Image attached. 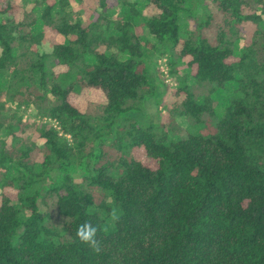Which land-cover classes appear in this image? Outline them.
Returning a JSON list of instances; mask_svg holds the SVG:
<instances>
[{
  "label": "trees",
  "instance_id": "trees-1",
  "mask_svg": "<svg viewBox=\"0 0 264 264\" xmlns=\"http://www.w3.org/2000/svg\"><path fill=\"white\" fill-rule=\"evenodd\" d=\"M88 1L85 19L72 0L22 17L0 0V177L15 187L0 264H264V0ZM159 45L176 87L154 120ZM88 89L101 99L72 101ZM205 115L209 132L186 124ZM85 221L99 254L75 235Z\"/></svg>",
  "mask_w": 264,
  "mask_h": 264
},
{
  "label": "rangeland",
  "instance_id": "rangeland-1",
  "mask_svg": "<svg viewBox=\"0 0 264 264\" xmlns=\"http://www.w3.org/2000/svg\"><path fill=\"white\" fill-rule=\"evenodd\" d=\"M16 1H18L21 6L20 11H22V9L29 11L33 7H35L38 12L41 11V8H37L35 4V0H16ZM72 3L75 9H81V7L85 9V12L84 11L82 12V15L83 17H85V19H87V16L92 17L94 14H96L92 12V5H91L92 3L88 0H85V2H82L80 0H72ZM151 9L148 8L147 12H149V10L150 12H153V9L152 10ZM22 15H23V11L19 14V17H22ZM168 56H169V52L167 51L164 52L163 45H159L156 49L149 48L145 55L146 63L150 66V77L153 82L158 84L159 87L158 92L149 99L148 106L145 110V113H147L148 115H155L154 120L159 114V112L161 113L160 115H162L163 118L166 116L167 113L166 105L169 100L174 99L171 91L172 88L176 87V81L170 72V67L167 60ZM181 67H183V65L178 67V71L181 70ZM201 90L202 92H206V90L203 88L202 89L198 88L197 92L199 93ZM101 95L102 93L96 89L83 90L81 93L74 95L72 97V101L79 104L82 107H85L88 100L90 99L100 100ZM231 95H232V91L230 90L215 92L213 94V97L215 99V104L222 108L224 105L228 104ZM31 112H32L31 109H27V111L24 112V116L29 117V113ZM204 117H205L204 121L200 123L194 122L191 118H189L190 120L186 118L185 119L187 121L186 124L187 125L189 124L188 126H190V129L193 131L209 132L213 127L214 119L208 117V115H205ZM182 121H184V119ZM145 160L152 162V159L150 160L149 158H145ZM76 175L79 176L80 172L76 173ZM4 180H5L4 177H0V199L3 193L5 192L13 193L15 190V187L6 185L4 183ZM93 191H94V203L96 204V208L100 209L104 214H106L108 218V222L111 223V216L109 214V211L106 208H102L100 204L101 203L103 204L105 203L106 205L111 204L112 198L109 196L107 191L101 188H95ZM51 213L54 221H56L58 218L56 211L52 209Z\"/></svg>",
  "mask_w": 264,
  "mask_h": 264
},
{
  "label": "clouds",
  "instance_id": "clouds-1",
  "mask_svg": "<svg viewBox=\"0 0 264 264\" xmlns=\"http://www.w3.org/2000/svg\"><path fill=\"white\" fill-rule=\"evenodd\" d=\"M112 218L118 220L116 209L112 210ZM99 226L91 221H85L80 224L76 230V237L79 241L87 245L94 253L99 254L102 250L101 241L98 239Z\"/></svg>",
  "mask_w": 264,
  "mask_h": 264
}]
</instances>
